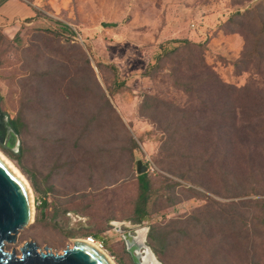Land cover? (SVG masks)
Here are the masks:
<instances>
[{
    "label": "rangeland",
    "instance_id": "obj_1",
    "mask_svg": "<svg viewBox=\"0 0 264 264\" xmlns=\"http://www.w3.org/2000/svg\"><path fill=\"white\" fill-rule=\"evenodd\" d=\"M27 1L77 32L81 40L78 35L73 40L79 41L93 73L83 65L77 50L63 44L65 36L46 35L29 27L30 23L18 38L0 30V111L13 116L20 107L24 110L27 130L21 137L26 148L23 164L36 170L40 187L37 192L32 189L34 220L37 206L45 199V212H53L54 207L60 212L67 209L53 222L61 231L72 233L65 236L55 228L32 225L33 221L20 232L17 242L5 249L19 255L21 244L33 240L40 250L47 247L52 253H61L75 239L96 234L98 239H92L115 264H129L115 222L133 232L149 228L153 222L185 218L205 204V199L176 188L173 204L156 197L154 217L133 224L129 216L137 191L136 160L140 159L155 166V170H147L153 187L159 185L162 176L179 180L178 173H187L190 180L181 181L184 186L215 200L208 209L241 219L234 220V230L218 227L209 239L189 237L169 248L161 260L156 256L162 264H264V214L257 203L249 201H264V39L262 59L247 64L239 61L258 34L257 18L264 19V0ZM247 8L257 10L250 14L255 20L235 18L230 22L231 14ZM102 21L118 26L105 28ZM173 38L207 40L206 62L221 81L236 90L226 98L215 88L211 91L201 86L192 99L161 73L144 76L159 45ZM96 62L113 64L127 91L110 97L107 88L111 72L98 70ZM78 64L79 69H75ZM169 66L165 65L167 72ZM181 69L183 79L190 80L191 72ZM145 94L163 103L184 105L189 100L185 105L188 113L202 111L206 99V105L218 114L224 108L225 116L217 114L213 121L210 111L197 113L206 130L196 137L184 135L177 140L175 144L183 153L178 158L172 155L175 148H162L168 132L164 130L167 112L158 115L160 122L154 120L152 108L142 106ZM222 102L226 103L223 108ZM95 112L99 118L82 134L85 120ZM130 137L138 144L133 152L126 147ZM190 157L196 158L195 163ZM206 159L208 165L203 164ZM66 161L70 165L63 163ZM54 164L61 169L45 182L42 178ZM238 190L250 193L232 198L222 195Z\"/></svg>",
    "mask_w": 264,
    "mask_h": 264
},
{
    "label": "trees",
    "instance_id": "obj_2",
    "mask_svg": "<svg viewBox=\"0 0 264 264\" xmlns=\"http://www.w3.org/2000/svg\"><path fill=\"white\" fill-rule=\"evenodd\" d=\"M254 11L257 10L247 8L244 11H236L235 13L231 14L228 19L230 22L234 21L235 18H239L241 21H251L254 19V15L251 16L250 14H252L251 12ZM34 12L35 14L33 17L26 19V22L30 23L29 27L41 33H45L46 35H52L55 38H63L65 36V42L63 44L69 46L71 49L73 48L77 50L81 56L83 65L88 67L91 73H93V69L89 64V58L86 56L84 50L80 47L79 41L73 40V38L78 35L77 32L74 31L67 23L62 22L59 19L46 16L38 8H34ZM257 24L258 34L255 36V41L251 44V47L245 48L242 57L239 60L240 64L251 63L252 60L256 58L262 59L261 44L264 39V19L262 18L259 20V18H257ZM240 26L241 24H238V28H240ZM26 28L27 27L25 24H22L15 33L14 37L18 38L20 31ZM159 47L160 49L156 54H154L152 62L149 63L144 69V76L152 77L161 73V75H165L176 88L185 91L184 93L190 95L192 99L194 96H198L197 89H199L201 86H205L207 87L206 89L211 91H215V89H217L221 91V96L224 95L226 98H228L229 95L236 90L234 89V86L221 81L206 62L205 51L207 49V40L193 42L185 38H173L160 44ZM166 64L170 65L168 72L167 68H165ZM96 68L98 70L107 68L111 72L112 79L109 87L107 88V93L110 97L117 93H123L127 91L128 87L124 79L119 76L117 69L113 64L103 65L102 63L96 62ZM164 68L166 71H164ZM181 68L187 72H191L189 76L191 81L183 79L184 77L182 75ZM75 69H79V64L76 65ZM41 76L47 78L51 77L49 73H42ZM187 101L189 102V100ZM188 102H186V104ZM206 102L207 100L205 99L202 103V111L197 109L191 111V113H188L185 108L186 104L180 105L175 101L163 103L162 101L154 100L150 95L145 94L143 96L144 105L142 106H144V108H152L151 117L154 118V120H157L158 115L161 113L167 112V122H165L166 126L164 130L168 132L162 141V148H175V151L172 153V155H177L178 158H180L183 157V153H180V149L175 144L178 142L177 140H180L184 135H193L196 137L199 135V131L204 132L206 130L203 128V123H199L200 120L197 118V113L210 111L213 113V121L217 119L218 115L220 117L225 116V111L223 108L226 105L225 102H222L223 109L219 110V114L216 112L214 107L210 106V104L206 105ZM105 104L111 108L110 103L106 98ZM168 113L171 118H168ZM2 115L6 117V127L13 130V132L20 139V143L16 150H10L3 145H0V149L16 163L21 172L29 180L32 189L37 192L39 191L40 187L38 186V182L36 180L38 179L36 176L37 173L35 172L36 170H29L23 164V157L26 148L21 137L27 130V122L25 120L23 107H20L13 116H8L7 114ZM189 117L193 119V121H190ZM98 118L99 113H92L91 116L85 120V123L82 126V134L86 133L89 130L90 125L96 122ZM157 121L160 122V120ZM184 126L186 127L184 128ZM207 131H209V125ZM126 147L130 152H133L134 150L138 149V144L135 139L130 137L128 139V146ZM190 158L193 159V162L195 163L196 158ZM63 163H65L67 166L70 165V162L68 163L67 161ZM159 163H161V161H159ZM203 164L208 165L209 160H204ZM59 168L61 169V165L54 164L51 166L48 174L43 176L42 179L47 182L51 174L55 173ZM177 177L179 180H172L166 176H162V180L160 181L159 185L157 187H153L152 180L148 172L136 174L135 176L137 191L133 200L132 211L129 216V220L133 224H140L144 220H151L154 217L155 210L152 204L154 203L156 197L162 199L164 198L168 201H171L173 204V198H176L174 194L176 188H183V190L186 193H189L191 197L205 199V204L202 207L194 209L193 213L186 216L185 218L170 219L164 222H153L149 225L146 243L150 246L159 260H161V258L166 255L169 248L178 246L189 237L200 238L202 236H206V238L209 239L213 236V229L219 227L218 230H221L223 227H226L228 230H234V220H241L239 216L236 217V215L234 216L233 214L231 216H225V214L220 210L218 212L214 208L212 210L211 208L208 209V205L215 204V200L191 186H184L181 181H187L188 179L190 180L187 173H178ZM248 193L250 192L238 190L236 192L227 191L222 195L227 198H232L246 196L249 195ZM176 201H179V199ZM249 201L257 203L264 214V201ZM243 202L244 201H241V203ZM40 205L41 206H37L38 212L32 225L38 224L39 226L52 227L61 231L57 227V224L53 222V220L59 214L64 215L67 209L63 208L60 212L58 208L54 207L53 212H45V209L48 206L45 199L40 202ZM61 232L65 236L72 234L70 230H63ZM84 237L98 239L96 234H85ZM123 251L129 259V264H133L131 257L125 248ZM119 264L125 263L119 261Z\"/></svg>",
    "mask_w": 264,
    "mask_h": 264
},
{
    "label": "water",
    "instance_id": "obj_3",
    "mask_svg": "<svg viewBox=\"0 0 264 264\" xmlns=\"http://www.w3.org/2000/svg\"><path fill=\"white\" fill-rule=\"evenodd\" d=\"M102 27H116L118 23L102 21ZM0 145L10 150L18 147V136L6 127V117L0 111ZM148 167L142 160H136V174L147 172ZM34 221L30 214L27 196L14 176L0 162V264H110L102 254L89 244L75 240L71 247L61 253H52L47 247L42 250L33 240L24 241L19 247V255L14 250L5 249L7 244H14L20 232ZM115 230L121 233L125 249L133 264H148L143 256L156 255L146 243L148 227L143 240L138 238L137 229L131 232L123 230L120 223H114ZM158 264H162L157 258Z\"/></svg>",
    "mask_w": 264,
    "mask_h": 264
},
{
    "label": "bare ground",
    "instance_id": "obj_4",
    "mask_svg": "<svg viewBox=\"0 0 264 264\" xmlns=\"http://www.w3.org/2000/svg\"><path fill=\"white\" fill-rule=\"evenodd\" d=\"M0 162L9 170V172L14 176V178L19 182V184L22 186L28 200V205L30 209V214L33 216L34 213V196H33V190L32 187L26 178V176L18 169V167L13 163L12 160H10L1 150H0ZM138 238L140 240H143L145 235V228H138L137 229ZM77 241H82L90 246L97 249L102 256L110 263L115 264V262L112 260V258L106 253L104 249H102L91 237H82L75 239ZM74 240V241H75ZM143 259L148 264H158L156 261V258H154L151 254H146L143 256Z\"/></svg>",
    "mask_w": 264,
    "mask_h": 264
},
{
    "label": "crops",
    "instance_id": "obj_5",
    "mask_svg": "<svg viewBox=\"0 0 264 264\" xmlns=\"http://www.w3.org/2000/svg\"><path fill=\"white\" fill-rule=\"evenodd\" d=\"M34 8L38 7L27 0H0V30L12 36L22 24H28L26 19L34 16Z\"/></svg>",
    "mask_w": 264,
    "mask_h": 264
},
{
    "label": "built area",
    "instance_id": "obj_6",
    "mask_svg": "<svg viewBox=\"0 0 264 264\" xmlns=\"http://www.w3.org/2000/svg\"><path fill=\"white\" fill-rule=\"evenodd\" d=\"M78 39H80L81 40V38H80V36L78 35ZM147 167H148V169H150V170H155V166L153 165V163L152 162H150L148 165H147ZM100 246V245H99Z\"/></svg>",
    "mask_w": 264,
    "mask_h": 264
}]
</instances>
